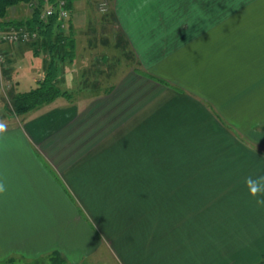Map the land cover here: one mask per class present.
Wrapping results in <instances>:
<instances>
[{"label":"crops","instance_id":"0c3cea01","mask_svg":"<svg viewBox=\"0 0 264 264\" xmlns=\"http://www.w3.org/2000/svg\"><path fill=\"white\" fill-rule=\"evenodd\" d=\"M241 1L253 0H179L171 14L156 7L180 27L147 44L123 20L170 2L115 0L109 16L115 47L120 39L133 53L128 69L113 65L111 47L97 61L84 38L88 15L76 16L70 0L75 58L57 62L69 97L19 122L0 117V264L260 263L264 207L243 180L264 174V29L212 23ZM31 14L21 4L8 19ZM3 50L13 88H37L44 51Z\"/></svg>","mask_w":264,"mask_h":264},{"label":"rangeland","instance_id":"374dc122","mask_svg":"<svg viewBox=\"0 0 264 264\" xmlns=\"http://www.w3.org/2000/svg\"><path fill=\"white\" fill-rule=\"evenodd\" d=\"M73 1H75L74 14L76 16H78V14L81 13H86V15H88L87 17L89 20L88 19L87 20L89 22V26L86 29H87V35L88 34L89 35L87 36V38L86 36H84V38L90 40V47L91 45L93 47H97L98 49V52L96 51L97 61L99 60L103 52L108 53V51H106L108 49L107 47H111V49L109 50L110 55L113 56L112 61L115 60L113 65L116 62H119V60H122L123 64L129 66L128 69H130V67H132V65L135 63L130 46L125 44L123 40L120 41L119 39L118 42L119 44H121V46L119 48L115 47L117 38H120V36L117 32L116 26L114 25V23L112 22L109 16V13L113 12L115 0H73ZM160 1H164V0H160ZM168 2L170 3L169 4L162 3L161 5H156V4L149 5L147 7L148 9L141 10L139 14L140 20L137 19L123 20V24L125 28H127L130 31H134L132 37L135 38V40H139L142 43L146 42L147 44H149L152 39L155 41H159L165 34H167V32L173 33L174 30L179 29L180 27L179 20L173 21L170 18L171 16L170 11L172 8L175 9V6H177L175 5V3H179V0H168ZM263 2L264 0H253L250 3H243L241 1L238 4H231V3L224 4L222 10L219 12L218 18L216 20H213L212 23L215 24V27H221V28L264 29ZM193 3L194 2L192 1V3L190 4V8H193ZM104 5L106 7L105 12L102 11ZM156 7L161 8V10L164 11L165 13L167 12L170 13V14H163L167 19H164V21H162L163 19H161V16L158 18L157 15L160 13L161 10L157 8V10L152 11ZM168 7L170 10L169 9L167 10ZM132 8L134 11V4L132 5ZM18 10L12 13L13 14L18 13L19 15L23 13L24 15L23 16L20 15V16L23 18L26 17L25 16L26 12L24 11L20 12ZM145 11L153 13V15H155L154 18L147 19L149 14L146 13ZM176 12H183V10H176ZM134 14H136V12ZM175 14L176 13H174V15ZM176 15L179 16V14ZM257 15H260L261 18L258 19ZM203 17H205L204 13H203ZM66 32L67 31H65L64 33ZM259 38L263 39L264 37H259ZM87 40H85L84 43H86ZM32 43L33 41L27 43H19L15 45L13 44V46L29 45V46H33L35 49L37 46L33 45ZM4 46L5 45H3V47ZM1 51L5 53L3 48L1 49ZM43 56H44L43 58L46 59V61L49 59L48 54L45 51ZM8 65H9V60L7 56L6 67L0 70L1 83L3 85V88L0 86V92L2 96L4 95V98L1 99V104H3L2 105L3 107H1L0 109L1 112L0 117L4 118L5 121L7 120L6 118H9L11 120L19 122L23 120L24 115L15 114L12 107V97L17 91H22L24 89L23 87L13 88L14 83L10 80H7L6 76L9 75V73L7 74ZM92 69L94 71L95 76L97 74L101 76V74L103 73V66H99L98 64L94 63V68ZM93 71L91 73H93ZM109 262L110 264H117V261H115L114 258L110 259Z\"/></svg>","mask_w":264,"mask_h":264},{"label":"trees","instance_id":"16d2710c","mask_svg":"<svg viewBox=\"0 0 264 264\" xmlns=\"http://www.w3.org/2000/svg\"><path fill=\"white\" fill-rule=\"evenodd\" d=\"M68 5L72 13V3ZM28 0H0V26L27 27L37 30L39 37L33 41L37 49L44 50L48 54L45 76L39 81L37 88L28 92L15 93L12 97V107L17 115H25L32 110L50 104L61 96L69 97V93L63 91L58 85V61L73 63L75 58V41L70 32L59 30V19L56 15L47 22L40 19L41 9L34 10L31 16L24 20H9L10 9ZM35 48V49H36ZM259 264H264V257Z\"/></svg>","mask_w":264,"mask_h":264},{"label":"built area","instance_id":"2783aa9c","mask_svg":"<svg viewBox=\"0 0 264 264\" xmlns=\"http://www.w3.org/2000/svg\"><path fill=\"white\" fill-rule=\"evenodd\" d=\"M29 9L34 10L40 8V19L47 22L49 18L56 15L59 19V30L62 32L69 30V22L71 21V11L67 0H28L26 3ZM105 5L102 11L105 12ZM39 37L37 30L27 27L16 26H0V70L6 67L7 55L1 51L3 45L19 44L36 41Z\"/></svg>","mask_w":264,"mask_h":264},{"label":"clouds","instance_id":"9594fccd","mask_svg":"<svg viewBox=\"0 0 264 264\" xmlns=\"http://www.w3.org/2000/svg\"><path fill=\"white\" fill-rule=\"evenodd\" d=\"M5 130V125L0 123V133H3ZM243 183L248 190V194L255 198L257 206L264 207V174L249 175L244 178ZM6 191V185L0 181V195L5 194Z\"/></svg>","mask_w":264,"mask_h":264}]
</instances>
